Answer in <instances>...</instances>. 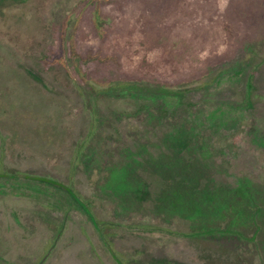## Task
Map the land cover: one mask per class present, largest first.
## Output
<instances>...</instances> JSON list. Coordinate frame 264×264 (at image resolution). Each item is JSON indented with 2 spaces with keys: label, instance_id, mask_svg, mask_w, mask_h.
Segmentation results:
<instances>
[{
  "label": "rangeland",
  "instance_id": "1",
  "mask_svg": "<svg viewBox=\"0 0 264 264\" xmlns=\"http://www.w3.org/2000/svg\"><path fill=\"white\" fill-rule=\"evenodd\" d=\"M14 173L101 233L0 179V264H264V0H0Z\"/></svg>",
  "mask_w": 264,
  "mask_h": 264
},
{
  "label": "trees",
  "instance_id": "2",
  "mask_svg": "<svg viewBox=\"0 0 264 264\" xmlns=\"http://www.w3.org/2000/svg\"><path fill=\"white\" fill-rule=\"evenodd\" d=\"M233 69V66H229L228 68H225L223 70H220L218 73H216V77L215 78H219L221 77L225 71H231ZM214 83L211 82L209 83L208 86H212ZM122 86V89H130L132 88V85L129 84V83H124V84H121ZM114 87L113 86H110V90H112ZM151 88V86H150ZM155 88V87H154ZM158 88V87H156ZM165 89H160V87L158 88V91L160 92H154V93H158V94H161L162 92H164ZM152 94V93H151ZM21 176H32V175H28V174H24V173H14L12 175H6V174H0V179H15V180H22L23 182H36V183H42V184H47V185H50V186H53V184H50L48 183L47 181H44L43 179H46V178H43L42 180H35V179H29V178H22ZM33 177H37V176H33ZM38 178H42V177H38ZM47 180H50V179H47ZM69 188V187H68ZM69 190L71 191V189L69 188ZM205 190H202L200 191L198 194L199 195V198H198V203H201L200 201H205L207 199V196H206V192H204ZM67 193V192H66ZM73 193V192H72ZM203 193V194H201ZM68 194V193H67ZM74 194V193H73ZM75 195V194H74ZM70 197V196H69ZM75 197L78 199V197L75 195ZM71 198V197H70ZM72 199V198H71ZM204 199V200H203ZM73 200V199H72ZM79 202H81L79 199H78ZM76 202V201H75ZM77 203V202H76ZM82 203V202H81ZM78 204V203H77ZM83 204V203H82ZM79 205V204H78ZM84 205V204H83ZM202 206V205H200ZM194 208H196V212L195 214H200L202 213V209H200L197 205V203L195 202V205H194ZM88 209V208H87ZM93 217V216H92ZM94 219V218H93ZM95 222V220H94ZM96 224V222H95ZM97 226V225H96ZM98 230V229H97ZM99 233H101L99 230H98ZM112 254V253H111ZM113 256H115L114 254H112Z\"/></svg>",
  "mask_w": 264,
  "mask_h": 264
},
{
  "label": "water",
  "instance_id": "3",
  "mask_svg": "<svg viewBox=\"0 0 264 264\" xmlns=\"http://www.w3.org/2000/svg\"><path fill=\"white\" fill-rule=\"evenodd\" d=\"M22 178H29V179H35V180H42L43 178H38V177H33V176H21ZM44 181H47L50 184H53L55 186H58L59 188L63 189L65 192L68 193V195L74 200L76 201L83 209V211L86 213V215L88 216L89 220L92 222L93 226L95 227V229L97 230V226L94 222V219L91 215V213L89 212V210L87 209V207L85 205H83L81 202L78 201V199L75 197V195L72 193V191L69 190V188L67 186H64L62 184H59L55 181L52 180H47V179H43ZM98 231V230H97ZM99 233V232H98ZM112 255V254H111ZM113 256V255H112ZM114 257V256H113Z\"/></svg>",
  "mask_w": 264,
  "mask_h": 264
}]
</instances>
